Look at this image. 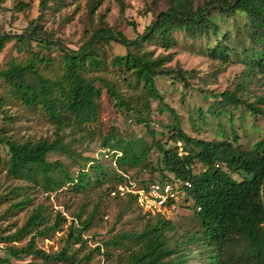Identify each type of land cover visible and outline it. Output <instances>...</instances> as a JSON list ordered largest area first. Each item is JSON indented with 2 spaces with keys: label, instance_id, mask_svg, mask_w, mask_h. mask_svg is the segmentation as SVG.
I'll use <instances>...</instances> for the list:
<instances>
[{
  "label": "trees",
  "instance_id": "trees-1",
  "mask_svg": "<svg viewBox=\"0 0 264 264\" xmlns=\"http://www.w3.org/2000/svg\"><path fill=\"white\" fill-rule=\"evenodd\" d=\"M165 1L166 10L158 12L144 32L137 33L134 39L102 23L78 49L54 40L42 21L46 12L64 8L66 0H39V15L27 27L17 32L0 33V54L12 42L26 53V57L11 58L0 68V87L4 86L10 95L32 111L41 110L56 128V138L50 142L19 141L7 135L5 126L0 127V175L6 173L9 178L24 183V186L14 187L9 195L0 196V204L10 201L8 210L34 206L28 189H38L49 196L65 189L76 194L104 189L92 213L84 217L88 206L85 204L74 214V221L82 230L92 226L103 195L125 200L128 208L135 206L149 216L140 228L119 231L105 241L103 246L111 251L104 255L111 256L112 248L119 250L121 264H190L192 258L197 257L202 259L201 264H264V138L250 150L237 144L235 131L234 141L193 138L180 128L176 111L167 107L157 86L158 80L164 77L190 86L186 72L167 66L173 60V53L169 51L177 44L176 34L183 35L185 40H203L206 55L225 65L242 63L245 81L251 76L264 79V0ZM5 2L0 0V11ZM101 4L98 2L93 6L90 13L94 15ZM17 8L24 12L30 8V3L20 0ZM130 25L137 32L136 24ZM33 42L55 47L63 54L62 61L56 63L52 57L35 53ZM104 46L122 50L109 62L100 53ZM158 49L169 53L157 55ZM54 65L55 75H50L48 70L53 71ZM97 72L113 73L114 77L90 76ZM121 76L127 86L141 87L143 93L137 99L127 97L120 90ZM103 92L114 109L130 115L137 125L146 128L151 138L150 142L127 139L112 127L100 138V144L106 157L112 159L113 166L83 156L71 143L63 140L67 131L81 134L82 140L94 138L93 127L100 120ZM237 94V90L214 94L216 103L222 107L217 111L211 105L209 112L220 116L229 107L234 110L244 108L264 117V110L256 103ZM4 102L5 97L0 93V106ZM152 102L169 108L177 120L169 137L170 146L156 139V131L149 120ZM230 120L233 121L232 116ZM1 121L12 123L11 116L3 110ZM178 143L182 144V153ZM2 147L7 152L6 158L2 156ZM154 148L159 157L151 172L158 173L159 179L132 181L129 171L148 168V158ZM52 154L68 157L77 167V174L74 176L62 161L51 159ZM195 164L202 166L198 174H194ZM173 179H182L191 185L187 187V193L194 204L182 205V208L195 211L197 230L181 232V227L171 218L161 214L152 216L138 206L132 194L112 195L124 183L136 182L138 187H146ZM64 220L60 213L53 217L43 205H38L20 230L2 240L13 242L23 234L35 233L26 247H8L10 255L20 257L24 253L42 261L28 264L72 263L77 254L71 244L81 240L74 230L71 239L58 253L49 254L38 249L35 243L36 235L48 236L62 230ZM100 249L96 248L99 254ZM89 259H92V253L82 257L77 264H84ZM0 264L13 263L10 259H0Z\"/></svg>",
  "mask_w": 264,
  "mask_h": 264
},
{
  "label": "rangeland",
  "instance_id": "rangeland-1",
  "mask_svg": "<svg viewBox=\"0 0 264 264\" xmlns=\"http://www.w3.org/2000/svg\"><path fill=\"white\" fill-rule=\"evenodd\" d=\"M20 0H6L3 9L0 11V33L21 31L28 26L29 22L39 15V0H24L30 3V8L24 12H19L17 4ZM67 4L58 11L50 10L46 12L42 21L44 29L50 31L54 40H60L71 49H78L85 43L91 32L99 26H107L122 32L127 38L134 39L137 33L142 34L151 24L155 15L166 10L165 0H66ZM201 2V0H197ZM98 2L101 6L92 15L90 10ZM135 23L137 32L130 25ZM177 44L169 52L173 53V60L167 66L175 71L182 70L187 73L190 86L185 87L183 82L170 78H161L157 82L158 89L164 97L167 107L176 111L180 128L193 138L214 141L230 140L234 141L235 131L238 137V145L246 150L264 138V117L261 114L255 115L244 108H227L224 114L214 116L209 112L211 105L214 109H220L222 105L216 103L214 94L225 91H236L237 95L249 102L256 103V106L264 110V79L260 76L247 77L245 81V67L240 62L223 64L221 60H214L206 55L203 40H185L183 35L176 34ZM33 51L42 56L52 57L56 63L62 61L63 54L59 53L55 47H47L35 42L32 43ZM153 49V48H151ZM119 47H102L100 53L109 62L115 53H120ZM158 49L156 54L169 53ZM26 53L19 50L14 42L8 44L3 53L0 54V68L11 58L22 59ZM235 61V60H232ZM55 63V64H56ZM57 69V66H56ZM50 75H55V65ZM93 75H104L113 78L114 74L108 72H97ZM123 76L118 81L119 88L127 97L137 99L143 93L141 87L138 89L129 87L123 82ZM1 85V81H0ZM0 93L5 97L1 111H6L11 116V122H0V127L7 128V135L15 137L19 141L23 140H48L54 141L56 138V128L45 117L41 110L32 111L27 108L19 99L9 94L8 89L0 87ZM100 120L97 126L93 127L94 138L80 139L79 133L67 131L64 134V143L69 142L74 149L85 157L98 159L99 161L112 165V159L107 158L105 150L101 146L100 138L107 135L112 127L116 128L121 135L127 139H145L150 142L151 138L147 130L142 125H137L133 118L112 107L108 95L103 92L101 98ZM218 111V110H217ZM231 116L233 121H231ZM3 118V117H1ZM149 120L156 131V139L171 145L169 137L173 132V125L177 121L169 108L151 103ZM6 150L2 147V156L6 158ZM159 152L154 148L148 158L149 166L131 169L129 171L131 180H156L158 173H152L153 165H157ZM51 159L62 161L67 169L75 176L77 167L66 156L62 154H52ZM4 169V168H2ZM202 166L194 165V174L200 173ZM237 177V176H236ZM136 183V182H135ZM17 186H24V183L9 178L6 173L0 175V196L9 195L10 191ZM31 192V199L34 206H26L25 209L9 208L10 201L0 204V259H10L13 264H28L31 262L41 263L40 259L34 256H27L22 253L20 257L10 255L8 247L13 246L21 249L26 247L35 233L23 234L19 239L8 242L6 237L15 234L27 222L34 207L43 205L49 214L56 217L60 213L65 220L62 230L52 232L48 236L36 235V247L43 249L49 254H55L62 250L70 238L72 230L76 237L81 240L71 244L76 251L77 258L72 263L56 262V264H77L84 256L92 253V259L86 260L84 264H121L118 259L119 250L112 248V255H104L108 250L104 247L105 241L114 234L122 230H132L140 228L149 218L144 212L139 211L135 206L128 208L125 200L112 198L110 195H103L99 204V211L89 230H82L77 221H74V214L88 204L84 217L92 213L97 205L98 198L104 189L90 192L89 194H76L70 189L61 190L52 195L43 193L38 189H28ZM14 201H19L15 199ZM190 204L194 201L190 199ZM195 211L179 209L168 214L175 223L184 230H197L198 223L194 218ZM4 214V216H3ZM154 216L153 214H151ZM150 215V216H151ZM82 230V231H81ZM100 247V254L96 248ZM199 257L192 258L190 264H201Z\"/></svg>",
  "mask_w": 264,
  "mask_h": 264
},
{
  "label": "built area",
  "instance_id": "built-area-1",
  "mask_svg": "<svg viewBox=\"0 0 264 264\" xmlns=\"http://www.w3.org/2000/svg\"><path fill=\"white\" fill-rule=\"evenodd\" d=\"M178 146L182 153V144L178 143ZM190 186L189 182L182 179H173L171 182L165 183L155 182L146 187H138L134 182H131L120 185L112 195L124 197L132 194L135 196L138 206L145 212L167 217L169 213L183 209L182 205H193L190 204L191 198L187 193V187ZM197 210L200 211L201 207H197Z\"/></svg>",
  "mask_w": 264,
  "mask_h": 264
}]
</instances>
